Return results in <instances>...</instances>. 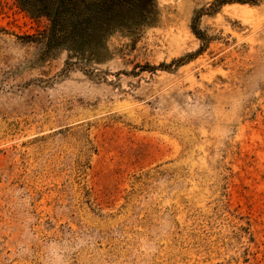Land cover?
Wrapping results in <instances>:
<instances>
[{
    "label": "rangeland",
    "instance_id": "374dc122",
    "mask_svg": "<svg viewBox=\"0 0 264 264\" xmlns=\"http://www.w3.org/2000/svg\"><path fill=\"white\" fill-rule=\"evenodd\" d=\"M0 264H264V0H0Z\"/></svg>",
    "mask_w": 264,
    "mask_h": 264
},
{
    "label": "trees",
    "instance_id": "16d2710c",
    "mask_svg": "<svg viewBox=\"0 0 264 264\" xmlns=\"http://www.w3.org/2000/svg\"><path fill=\"white\" fill-rule=\"evenodd\" d=\"M259 0H216V2L219 5L222 4H227V3H244V4H254L256 2H258ZM81 25L80 23H78V26Z\"/></svg>",
    "mask_w": 264,
    "mask_h": 264
}]
</instances>
